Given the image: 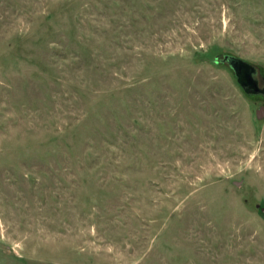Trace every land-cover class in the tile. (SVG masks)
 <instances>
[{"label":"rangeland","instance_id":"rangeland-1","mask_svg":"<svg viewBox=\"0 0 264 264\" xmlns=\"http://www.w3.org/2000/svg\"><path fill=\"white\" fill-rule=\"evenodd\" d=\"M264 0H0V264H264Z\"/></svg>","mask_w":264,"mask_h":264},{"label":"water","instance_id":"water-1","mask_svg":"<svg viewBox=\"0 0 264 264\" xmlns=\"http://www.w3.org/2000/svg\"><path fill=\"white\" fill-rule=\"evenodd\" d=\"M219 62L228 64L236 82L247 95L264 94V86H259L257 79H255V68L252 64L233 55H224ZM256 114L260 118L264 114V107L258 108ZM261 211L264 213V208H261Z\"/></svg>","mask_w":264,"mask_h":264},{"label":"flooded vegetation","instance_id":"flooded-vegetation-1","mask_svg":"<svg viewBox=\"0 0 264 264\" xmlns=\"http://www.w3.org/2000/svg\"><path fill=\"white\" fill-rule=\"evenodd\" d=\"M252 95H257V96H258V95H261V96H264V94H261V93H259V94H252Z\"/></svg>","mask_w":264,"mask_h":264},{"label":"trees","instance_id":"trees-1","mask_svg":"<svg viewBox=\"0 0 264 264\" xmlns=\"http://www.w3.org/2000/svg\"><path fill=\"white\" fill-rule=\"evenodd\" d=\"M232 71V70H231ZM250 96H252V95H250Z\"/></svg>","mask_w":264,"mask_h":264}]
</instances>
